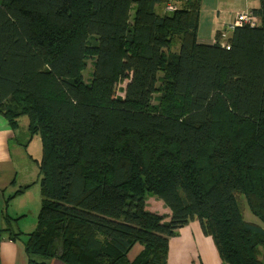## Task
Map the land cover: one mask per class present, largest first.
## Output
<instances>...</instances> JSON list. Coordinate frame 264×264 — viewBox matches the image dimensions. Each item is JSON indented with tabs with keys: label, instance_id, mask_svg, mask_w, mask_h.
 Listing matches in <instances>:
<instances>
[{
	"label": "trees",
	"instance_id": "16d2710c",
	"mask_svg": "<svg viewBox=\"0 0 264 264\" xmlns=\"http://www.w3.org/2000/svg\"><path fill=\"white\" fill-rule=\"evenodd\" d=\"M200 7L0 0V117L12 129L26 117L41 145L28 264H168L169 240L194 221L222 264H264V3L259 26L209 44Z\"/></svg>",
	"mask_w": 264,
	"mask_h": 264
},
{
	"label": "crops",
	"instance_id": "0c3cea01",
	"mask_svg": "<svg viewBox=\"0 0 264 264\" xmlns=\"http://www.w3.org/2000/svg\"><path fill=\"white\" fill-rule=\"evenodd\" d=\"M179 1L181 0H174V4L176 5ZM262 3L264 0H200L198 40L204 44L211 43L217 36L226 40L232 32L226 30V27L234 22L237 14L259 9ZM27 124L24 127L22 122L21 124L19 122L18 127L12 129L0 117V264H28L23 230L35 227H32L31 221L25 224V217L27 214L40 210L37 188L24 190V187L31 186L39 177L36 161L33 160L36 154L30 153V144L34 138H30ZM37 154H40V150ZM39 158L40 155L37 156L38 160ZM18 191L23 192L16 195ZM190 227H192L193 242H196L192 244L191 262L222 264L213 241L210 242L209 237L202 234L198 221L191 222L180 229L178 235L183 237L184 232ZM18 233L23 235L12 240L11 237ZM174 239L175 237L168 242V264H170L172 248L181 246V239L176 241ZM199 244L206 247V256L199 253ZM141 250V246H136L128 256L129 259L131 257L134 259ZM133 253L135 255L131 256ZM49 264L61 263L51 260Z\"/></svg>",
	"mask_w": 264,
	"mask_h": 264
},
{
	"label": "rangeland",
	"instance_id": "374dc122",
	"mask_svg": "<svg viewBox=\"0 0 264 264\" xmlns=\"http://www.w3.org/2000/svg\"><path fill=\"white\" fill-rule=\"evenodd\" d=\"M156 12L159 13V14H163L164 10L162 8L158 7L156 9ZM92 69H93V64H92L91 61H88L86 68L82 72V75H83L85 81H88L90 79V75H91ZM126 83H127V80L123 81L121 84H119L117 86V88L115 90V96L122 97L123 88L125 87ZM161 100H162L163 104L166 105V106H170V105L174 104V102H175L174 101L175 100L174 97L172 98V96L168 92H166V94H165V96L163 98L161 97V93L160 92L156 93V96L154 98V102L156 104H159V102H161ZM19 122H20V124L22 122V125L24 126V125H26L28 123V120H27L26 117H22L19 120ZM40 146L41 145H40V141L38 139V136H34V139L31 141V144H30V153L31 154H33V153L36 154L33 157V160H34V162L36 161L35 163H36V168L37 169H38V162L40 161V158H41V147ZM39 150H40V154H37L39 152ZM38 155H40L39 160L37 159ZM38 172H39V169H38ZM32 187H36L37 188L38 198H39V206H40L41 197H40V189H39V179H37L28 189H30ZM146 210L150 211V212H155L156 214L161 215L164 218H167L168 212H169V209L164 205V203L158 197H156V196H154L152 194H147V196H146ZM37 212L38 211L30 213V214H27V217H25V224H27V223H29L31 221L32 227H35L36 223H37V216H38V213H39V212L38 213ZM244 220L249 222V223H254V224L260 225V222L247 209H245V211H244ZM191 228L192 227H190V229H188V230H186L184 232L183 237H182V235H180V236L177 235L175 237V239H174L175 241L181 239V243H180L181 246H176V247L172 248L171 256H170V258H171L170 259V264H185V263L186 264H193L191 262L192 261L191 258L193 257L192 244H196V242L195 243L193 242V237H192V235H193L192 233L193 232H192ZM31 229L34 230L35 228H25V230H23L24 237H26L27 234L33 232V230H31ZM205 237H207V236H205ZM209 238H208V240L210 242H212V240L209 239ZM136 246H139V245H136ZM132 250L129 252L127 257L130 255ZM199 253L201 255L206 256V253H207L206 247H204L203 245L199 244ZM134 255H135V253H133V255H131V256H134ZM128 259H129V257H128ZM132 259L133 258L131 257L129 260L132 261Z\"/></svg>",
	"mask_w": 264,
	"mask_h": 264
},
{
	"label": "built area",
	"instance_id": "2783aa9c",
	"mask_svg": "<svg viewBox=\"0 0 264 264\" xmlns=\"http://www.w3.org/2000/svg\"><path fill=\"white\" fill-rule=\"evenodd\" d=\"M165 12L171 13L175 11V6L171 3L166 4L164 7ZM244 25L250 27H257L260 25V18L254 16L251 11H243L237 14L234 22L226 27V30L233 31L235 28L242 27ZM228 49V47H225Z\"/></svg>",
	"mask_w": 264,
	"mask_h": 264
}]
</instances>
